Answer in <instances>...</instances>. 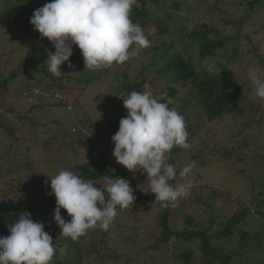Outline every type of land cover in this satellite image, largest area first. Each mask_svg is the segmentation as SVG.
<instances>
[{
  "label": "trees",
  "instance_id": "trees-1",
  "mask_svg": "<svg viewBox=\"0 0 264 264\" xmlns=\"http://www.w3.org/2000/svg\"><path fill=\"white\" fill-rule=\"evenodd\" d=\"M147 1L148 0H136L130 14L132 22L140 25L142 30L148 24L146 21L149 15L146 10ZM155 1L159 2V0ZM6 2L4 8L0 10V25L8 28L7 30H13V28H18V31L21 30V32L25 30L27 34L25 36L26 42L24 47H22V50L25 52V58L21 62V67L14 72L13 77L20 75L22 69L26 71V67L37 77L50 76L52 78V83L46 88H43V93L38 96L40 101L37 104L41 102L40 107L31 106L29 110L33 112L35 110L51 111V109H48V106H51V95L49 93L58 92L67 97L72 91V88L65 90V85L67 83L64 81H68L66 76L61 75L60 77H56L51 75L50 72L44 71L45 68L43 63L50 54L48 49L51 46V50L53 51L55 47L46 37L41 38L39 34H37L38 36L36 35L37 37L34 36V26L30 24V18L33 15L31 11L44 6L46 3L50 2V0H6ZM197 3L204 2L203 0H194L193 4L198 5ZM223 5H235L237 9L242 12L241 16L237 19L225 18L222 20L220 25L225 30L221 31L220 28H215V24H197L188 34H186L185 27L179 29L180 34L178 36L181 42H184V37H187V40H193L192 44L198 47V55L202 65L201 70L196 69L191 58L184 56L187 46H184L179 54L172 56L170 51L174 48L173 43L162 44L161 46L164 48L163 53L155 55L152 62L144 66L136 76L134 75L131 77L128 73L131 66L129 60L122 65L114 64L110 68L90 70L85 68L81 50L78 46L73 45L75 61L80 63L79 68L81 74L77 84L81 86L82 92L85 93L88 89H95L100 86L108 87V92L105 93L107 97L105 94L103 97L102 94H100L97 99L98 103L99 101H104V99L108 100L107 104L110 102V107L107 108L108 112L105 114V119L101 121L103 126H101L102 129L105 128V130L109 129L114 132L119 130V122L122 118L127 116V109H125L123 105V100L118 96L121 94L127 95L131 91H147L145 86L149 83V73L160 68L164 73L171 74L174 84H178V87L186 89L187 95L184 103H181L180 113L185 115L187 119L196 116L197 123H206V125H208L209 123L218 121L227 116H232L236 119L238 116H248L249 113H252L254 114L251 121L253 126L250 129L259 130L263 128L264 136V114H260L259 109L253 108L255 102L252 104L250 101V86L247 83L240 84L236 76V70L234 69L235 64L240 60L242 64H252L254 67H259V70H261L260 74L264 73V49L261 48V45H264V41L258 40L257 43L254 38L249 35H246L244 38L242 36L245 23L251 20L253 16L258 15L257 13L260 11H264V0H210L209 4L206 5L208 10L205 12L206 14L207 12H211V14H213L212 12L219 13ZM174 7L176 9L181 8L179 0H176ZM229 26L232 28V31L227 34L226 29ZM158 30L160 34L167 33L165 26L159 25ZM254 35L257 37L261 34L256 31ZM145 36L148 38L147 32ZM19 37L22 38V35ZM31 41H34V43L38 42L40 46L38 48L35 45V47H31L30 45H33L29 44ZM231 45H233L231 53L227 55L225 50ZM248 46H251V50H248ZM152 48L154 51L158 50L157 47ZM11 51L13 52V50ZM251 53H254V55L251 56ZM40 54H45V56H40ZM209 64L215 65V72H210L208 70ZM110 70H113V72ZM37 77L34 79L35 81ZM9 81L10 79H6L0 82L1 105H5L7 103L6 101L11 99L9 97L10 95L7 98H1L4 94L3 90H5ZM39 82H41V79L34 83L38 88L41 85ZM152 84H154V82H152ZM31 91L27 93L26 95L28 96L24 98L29 100V105H34V95ZM165 92L167 93V97L161 100V102H167L168 99H171L172 103L169 107L173 108L175 106V97L179 93V90L170 86L163 90L161 94ZM18 95L19 93L12 94L11 105L14 104L12 102H15V98L18 97ZM74 95L77 98L78 95ZM160 96L156 95L155 97L159 99ZM262 104L263 101L258 104V107L262 106ZM54 105H56L58 109L60 108L65 111L69 104L66 99L63 98L57 100ZM95 107L98 109L100 108V106ZM64 114L70 116L68 121L71 122V126L80 125V127H82L88 122H83L84 119H82V121H79L80 124H78L72 112L66 111ZM258 114L259 117H257ZM26 119L31 124H36L33 116ZM251 123H247L245 128L249 129ZM89 124L92 125L91 121ZM193 125L194 123L191 125L190 129L194 130V133H197L200 124H197L195 128H193ZM19 126L21 125L11 122L9 118H3V115L0 114L1 129L9 136L10 143H12V140L17 141V149H14L13 144V147L9 148V150H15V155L12 156V158L17 159L20 157V160L25 163L24 168L16 164L17 166L14 168L11 167L7 169L9 171L8 176L10 174L15 175L16 173L21 174V176L23 174L24 176L32 174L36 176L35 179L38 180L37 176L40 175L34 171L32 159L36 154L35 150L41 145V142L39 144L36 140L41 139V137L35 129H32L35 134L32 133V131L29 133L28 136H31L29 141L24 139L22 143H19L21 141L18 142V140L21 139V137H19L17 133L23 131L21 128V131L17 132V129L20 128ZM24 129L28 130L27 127ZM252 139L255 140L253 136ZM43 140L44 138L42 141ZM77 142L84 146L90 161L84 164H75L74 166L66 168L67 170H71L86 181H93L100 184L96 185L98 188L102 187L101 185L106 187L105 176H109L110 178H124L130 182V186L137 189L136 192L133 190V194L136 197L133 205L127 209L121 210L118 208V214L114 222L106 232L99 235L98 245L93 250V253H100L101 245L104 246L106 250L108 247L111 249H109L110 253L106 258L100 257L97 262L102 261L101 264H119L121 262L120 259H123V256L118 258L117 250L113 249L116 247L112 248L111 241L113 239L111 234H109L111 229L118 224L122 228L120 234H125L123 238L124 241L130 243L136 241L138 245V252L135 256L125 255V257L130 259V264H136L133 263L134 259H136L137 264L146 263L149 261L148 257L151 256L150 252H159L162 246H167L173 241H175L178 246L176 255L171 259H168L166 256H161L162 260H159L158 264H264V223H261L260 219L248 209L238 210L230 217L223 216L222 210L219 211L217 209L220 207V204L223 206V209L231 205L233 201L230 192L223 190V188L216 189L210 186L203 188L202 196L200 195L201 197L196 198L194 203L202 205L201 207H207L204 211L205 215L200 214L201 219L194 218V216H187L183 227L173 229L170 221L172 207L162 208L161 203L155 201V195L152 197L149 195L150 192L148 190L150 185L147 175L143 173L142 170L141 172L143 175L128 173L124 166L116 162L113 156L115 145L112 140L109 142V151L100 150L99 148L98 156L93 153L96 149V145L84 143L81 139ZM248 142L247 139L243 141L245 147H248ZM32 144H34V146ZM18 148L24 151L21 156L18 154ZM237 151L239 150L234 147L224 146L212 148L210 154L216 164H218V162L246 164L245 161L248 162L250 160H247L250 154L247 153L240 156V152L236 154ZM181 153H189V149L173 147L169 152L171 156L167 160L168 164L173 165L177 172L175 179L169 181L173 187L176 186L177 182L181 184L184 179L179 176L181 169L178 158ZM196 160L197 159H194L195 162ZM0 163L9 167L4 159V155L0 158ZM202 163L203 162H201V164ZM57 173L58 171L54 172L51 168L45 171L41 170V176L43 177L38 180V189L36 192H22L18 185L20 183L16 184L17 181H14L12 185L4 191L0 203L15 204L30 200L39 205L43 209L42 222L45 226L44 230L53 238V245L56 249L51 264H87L86 261L90 255L87 254V249L82 242L85 240L84 238L86 236H81L75 241L69 237L63 236L61 234V229L56 225L53 219L56 199L54 195L50 194V178ZM238 173L245 179L248 177L251 180L252 178L251 174L245 177V172L242 169L239 170ZM259 180H261L260 177H257L251 184L250 189L256 190L255 186H257ZM139 187H143L144 189H138ZM261 196L264 197V194H261ZM27 213L28 212L1 214L0 237L10 235L9 225L17 222L20 216L27 215ZM125 214L129 216L131 214L138 215V217L132 220L133 226L129 227L126 222L121 221L123 218L122 216ZM61 216L66 222L71 219L64 209H61ZM127 228H129L128 232ZM144 233L148 237H144ZM117 234L121 237L118 232ZM130 234L133 235L130 236ZM151 239L152 244H148L149 242L147 241H151ZM195 242H198V250L201 252L202 256L199 261H195L194 259L196 252L192 247ZM61 248L65 249L63 255L60 253ZM243 256H245L246 259H243ZM153 258L155 260L156 256ZM253 259H256L257 263H252Z\"/></svg>",
  "mask_w": 264,
  "mask_h": 264
},
{
  "label": "rangeland",
  "instance_id": "rangeland-1",
  "mask_svg": "<svg viewBox=\"0 0 264 264\" xmlns=\"http://www.w3.org/2000/svg\"><path fill=\"white\" fill-rule=\"evenodd\" d=\"M209 1L210 0H203L204 3H197L198 5H195L193 4L194 0H179L181 8L176 9L174 7L176 0H159V2L148 0L146 5V10L149 14L146 18L148 24L143 29V32L145 34L147 32L151 44L148 48L139 49L135 56L130 57L129 62L131 66L128 70L129 75H131V77L134 75L136 76L144 66L149 65L152 62L155 55L163 53L164 48L161 46L162 44L170 43L174 44V48L170 51L172 56L179 54L184 46H187L184 56L191 58L196 69L201 70L202 65L201 59H199L198 55V47L192 44L193 40H187V37H184L183 40L185 41L181 42V39L178 36L180 34L179 29L185 27L186 34H188L197 24H215V28H220L222 31L225 30L220 25L223 19H237L242 14L235 5H223L221 8L222 10L219 11V13L212 12L213 14H211V12H207L206 14L205 11L208 10L206 5L209 4ZM6 3V0H0V10L4 8ZM34 11L35 10H32L31 14H33ZM257 14L258 15L253 16L251 20L245 23L242 36L244 38L246 35H249L258 43V40L262 42L264 41V11H260ZM159 25L166 27V34L158 33ZM7 29L8 28L0 25V82L10 79L5 90H3L4 94L1 98H7L10 95L9 97L11 99H8L5 105H1L0 103V114L3 115V118H9L11 122L21 125L19 126L20 128L17 129V132L21 131V128L23 129V131L17 133L19 137H21V139L18 140V142L21 141L19 143H22L24 139L29 141L31 138V136H28L29 133L31 131L34 133L32 129H35L41 137V139L36 140L39 144L41 142V145L35 150L36 154L32 159L35 169L34 171L40 175L37 176L38 180L43 177L41 176V170L45 171L46 169L51 168L54 172H59L74 166L75 164L88 163L90 161L88 153L84 146L78 144L77 141L79 139L84 143L96 145V149L93 151L96 156H98L99 148L100 150L109 151V142L112 140L111 138L116 131L114 132L109 129L105 130V128L102 129L103 126L101 121L102 119H105V114L108 112L107 108L110 107V102L107 104V99H104L102 102L99 101V103L97 102L100 94H102L103 97L104 94L108 92V87L100 86L95 89H88L85 93L82 92L81 86L77 84L81 74L79 68L80 63L75 61V54H73L70 57L71 67L68 66V62L61 66L62 75L66 76L69 81H64L67 83L65 85V90L72 88L70 94L65 97L58 92L49 93L51 95V106H48V109H51V111H30L29 109L31 106L40 107L41 102L37 104L40 101L38 96L43 93V88H46L52 83V78L50 76L37 77L27 67L26 71H23L22 69L20 75L13 77L14 72L21 67V62L25 58V52L22 50V47H24L26 42L25 36L27 34L25 33V30L23 32H21V30L18 31V28H13V30ZM226 30L228 34L232 31V28L229 26ZM256 31L261 35L255 37L254 34ZM20 34L22 35V38L19 37L21 36ZM37 34H39L38 31L34 30V36ZM29 44H33L30 45L31 47L35 45L38 48L40 46L38 42L34 43V41H31ZM152 47H157L158 50L154 51ZM232 47L233 45L226 48L225 53L227 55H230ZM261 48L264 49V45H261ZM11 50H13V52ZM248 50H251V46H248ZM48 52L54 53L55 50L52 51L50 46ZM253 55L254 53H251V56ZM40 56H45V54H40ZM43 65L45 68L44 71L46 72L45 61ZM249 68L260 69L259 67H254L252 64H242L240 60L234 66L240 84L247 83L250 86V101L252 104L255 102L253 108L259 109L260 114H264V100L255 95V88L251 84L247 75ZM110 71L113 72V70ZM261 76L264 77V73H261ZM36 77V81H40L41 79V82H39V84H41L39 88L34 84L36 82L34 80ZM152 82H154V84H152ZM170 86L179 90V93L175 97V106H177H174L173 108L181 114L180 106L186 99V89H182V87H178V84H174L170 73L166 74L160 68L153 70L149 73V83L146 84L145 88L154 96H160L161 92ZM30 91L34 95V105H29V100L24 98L25 96H28L26 94ZM14 93H19V95L15 98V102H12L14 104L11 105L10 102L12 101V94ZM74 94H76V96L78 95L77 98ZM63 98H65L69 104L65 111L60 108L58 109L56 105H54L57 100ZM261 101H263V104L258 107V104ZM95 106H100V108L98 109ZM66 111H70L74 114V118L78 124H80L79 121H82V119H84L83 122L88 121L87 124L82 127H80V125L71 126V122L68 121L70 116L64 114ZM32 116L35 118L36 124H31L27 121L26 118ZM182 116L185 120L190 148L189 153H181L183 156L180 155L178 158L180 169L182 170L184 166L191 161H194V159L197 160L195 166L186 178L191 181L188 195L184 198H180L176 203V206L169 205L172 207V216L170 220L172 228L178 229L183 227L187 216H194V218L201 219L200 214H204L207 207H201L202 205L195 204L194 200L202 196L203 188L209 186L216 189L223 188V190L230 192L232 195L233 202L231 205L226 206L223 209V206L220 204V207L217 208L219 211L222 210L223 216L230 217L238 210L248 209L260 219L261 223H264V197L261 196V194H264V136L263 128L259 130L250 129L253 126L251 121L254 114L249 113L248 116H238L236 119L232 116H227L218 121L209 123L208 125H206V123H197L196 116H192L191 119H187L185 115ZM257 117H259V114ZM90 121L92 125L89 124ZM192 121L194 123L193 128H195L197 124H200L197 133H194V130L190 129L193 124ZM247 123H251L249 129L245 128ZM25 127H27L28 130L24 129ZM6 136L7 134L0 127V158L4 155V159L9 165V167H7V165L5 166L0 163V200L2 199L1 196H3L4 191L7 190L14 181H17L16 184L20 183L18 185L22 192H36L38 189V180H36V176H33L32 174H27L26 176L23 174L21 176V174L16 173L15 175L10 174L8 176L9 171L7 169H10L11 167L14 168L17 165L24 168L25 163L20 160V157L17 159L12 158V156L15 155L14 149H17V141L12 140V143H10L9 136H7V138ZM252 136L255 140L252 139ZM43 138L44 140L42 141ZM245 139L249 141L248 147H245L243 144ZM12 144L14 145V149L9 150V148L13 147ZM32 145L34 146V144ZM224 146L236 148L239 150L236 154L240 152V156L247 153L250 154V156L247 157V160H250L248 162L245 161L246 164H233L231 162H218V164H216L210 154L212 148ZM18 151L19 156L24 153V151L19 148ZM170 156L169 153H166V163H168L167 160ZM201 162L203 163L201 164ZM241 169L244 170L245 177L250 174L252 175L251 180L248 177L245 179L238 173ZM127 172L133 173L128 170ZM134 173H136V175H143L141 170ZM257 177H260L261 180H259L257 186H255L256 190H252L250 189L251 184ZM186 179L184 178L181 184L186 183ZM179 183L180 182H177L176 185ZM130 187L136 192L137 189H134L132 186ZM142 188L143 187H139L138 189ZM148 191L150 192V190ZM149 195L152 197L155 194L150 192ZM122 217L121 221L126 222L130 227L133 226L132 220L135 217H138V215L131 214L129 216L125 214ZM128 229L129 228H127V232ZM121 230L122 228L120 225L116 224L109 232L113 239L111 241L112 248H118H113L117 250L118 258L123 256V259H120L121 262L119 264H130V259L125 257V255L128 254L130 256H135L138 252V245L136 244V241L134 243L124 241L123 238L125 237V234L121 235ZM106 231L107 230H102L99 226L87 231V234L85 235L86 237L84 238L85 240L82 241L87 249V254L90 255L86 261L87 264H101L102 261L97 262L99 258H106L110 253L109 249L111 248L108 247L106 250L102 245L100 247V253H93V250L98 245L99 235ZM117 232L121 237L118 236ZM132 235L133 234H130V236ZM144 237L148 236L144 233ZM147 242H149L148 244H152V239ZM177 248L178 246L175 241L167 246H162L159 252H150L151 256L148 257L149 261L142 264H158L159 260H162L161 256H166L168 259H171L176 255ZM192 248L196 252L194 258L195 261H199L202 256L201 252L198 250V242H195ZM154 256H156L155 260L153 258ZM243 259H246L245 256H243ZM133 261V263L137 264L136 259ZM252 263H257V260L253 259Z\"/></svg>",
  "mask_w": 264,
  "mask_h": 264
},
{
  "label": "clouds",
  "instance_id": "clouds-1",
  "mask_svg": "<svg viewBox=\"0 0 264 264\" xmlns=\"http://www.w3.org/2000/svg\"><path fill=\"white\" fill-rule=\"evenodd\" d=\"M135 3L136 0H50L36 9L30 24L55 47L45 61L47 71L60 77L62 65L68 62L71 67L73 45L81 50L85 68L90 70L122 65L139 49L150 47L141 26L130 18ZM208 70L215 72V65L209 64ZM247 75L255 95L264 100L260 70L249 68ZM118 97L123 100L127 116L120 120L119 130L111 138L116 162L129 172L142 170L150 192L162 208L176 206L189 193L191 181L186 178L196 163L191 161L180 170L179 176L186 183L175 187L169 183L177 172L173 165L165 163L166 153L176 146L190 148L184 117L169 107L171 99L161 102L166 92L159 99L150 91H131ZM50 181V194L56 199L53 219L61 234L73 241L96 226L108 230L117 209L129 208L136 199L130 182L124 178L105 176L106 187L98 188L100 184L66 169ZM61 209L66 210L70 221L62 218ZM44 227L43 222L33 221L30 213L10 224V235L0 237V264H51L56 249ZM60 253L63 255L65 249L61 248Z\"/></svg>",
  "mask_w": 264,
  "mask_h": 264
},
{
  "label": "water",
  "instance_id": "water-1",
  "mask_svg": "<svg viewBox=\"0 0 264 264\" xmlns=\"http://www.w3.org/2000/svg\"><path fill=\"white\" fill-rule=\"evenodd\" d=\"M17 212H28L31 214L33 221H43V209L30 200L21 201L19 203H0V215L17 213Z\"/></svg>",
  "mask_w": 264,
  "mask_h": 264
}]
</instances>
